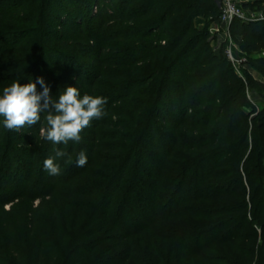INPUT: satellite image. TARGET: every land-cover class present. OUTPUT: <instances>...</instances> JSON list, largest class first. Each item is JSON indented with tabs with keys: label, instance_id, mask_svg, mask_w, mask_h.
<instances>
[{
	"label": "trees",
	"instance_id": "trees-1",
	"mask_svg": "<svg viewBox=\"0 0 264 264\" xmlns=\"http://www.w3.org/2000/svg\"><path fill=\"white\" fill-rule=\"evenodd\" d=\"M220 16L217 0H0V94L43 77L54 101L68 86L107 99L67 146L41 137L47 113L19 133L0 117V208L50 198L63 217L36 230L32 263L35 243L10 231L11 264H264V108L254 115L251 78L211 47ZM230 33L264 68V19ZM53 148L68 153L59 175L43 166ZM11 183L23 193L6 195ZM102 235L120 250L92 240Z\"/></svg>",
	"mask_w": 264,
	"mask_h": 264
},
{
	"label": "clouds",
	"instance_id": "clouds-1",
	"mask_svg": "<svg viewBox=\"0 0 264 264\" xmlns=\"http://www.w3.org/2000/svg\"><path fill=\"white\" fill-rule=\"evenodd\" d=\"M39 83L43 91H37ZM107 99L102 96L84 94L81 97L77 87L68 86L63 92H59L58 98L52 99L51 89L43 77L37 78L36 82L21 84L19 81L6 86L0 94V117H3V127L9 131L19 132L23 128H30L41 121L44 117L47 127L41 128L43 139L54 145L69 142L80 143L81 132L91 127V122L101 119L105 112ZM54 156L44 160V169L50 175H59L61 168L56 162L58 158L68 156L64 149L53 148ZM67 163H71L69 156ZM87 163L85 152L78 154L77 167H83Z\"/></svg>",
	"mask_w": 264,
	"mask_h": 264
},
{
	"label": "rangeland",
	"instance_id": "rangeland-1",
	"mask_svg": "<svg viewBox=\"0 0 264 264\" xmlns=\"http://www.w3.org/2000/svg\"><path fill=\"white\" fill-rule=\"evenodd\" d=\"M245 11L251 14V16H263V11H255V10H246L244 8L245 3L252 2L254 0H236ZM206 26L205 20L203 18L197 19L195 22V27L199 29H204ZM211 47L214 52H219L222 45L224 46L222 49L224 51V55L227 56V48L229 46V41L224 37L220 35H216L211 31L210 28V39ZM234 60L237 66L234 64L235 71L239 76H245L247 78V75L251 78L252 83L254 84V88L249 90L248 97L250 100L257 106V109L254 113L256 115L264 108V91L262 89V85L264 84V68H257L253 66L254 59L247 54L243 53L240 50L234 51ZM229 59V58H228ZM230 60V59H229ZM247 111H251V109H247ZM19 133V132H17ZM28 135L27 133H24L23 136ZM41 135V131H40ZM9 136L14 138V135L12 133L9 134ZM42 137V136H41ZM25 146H22V149H25ZM57 160L56 162L60 165L62 160ZM10 184V190L5 191L6 195H12L15 191V186L18 191V193L21 195L23 193L24 186L21 184ZM51 200L50 198H42L41 200L34 201L31 203V201L27 199H20V200H13L12 203H8L0 208V264H11L12 260H18L19 257L17 256V250L11 248L9 245L10 241H8V236L10 231H12V236H15L16 243L18 242H25L26 244H29V247L32 246L33 242L35 243L33 254H28L29 257L26 258L27 263H32L36 261L35 253L36 249L38 247H41L42 244L38 243L37 241V229L43 228L47 229L49 228L50 231H54V226L56 224L57 219L60 220L63 219L60 213H53V207L51 206ZM56 204V203H55ZM32 208V209H31ZM38 211L39 213L30 214V211ZM69 214V213H67ZM32 219V221H31ZM26 223H29V225L26 227ZM20 231V234H19ZM20 236H17V235ZM109 237H112L111 234L107 235ZM106 235L102 236H96L92 238V240L96 239H104V244L102 248L105 247H112L114 250L112 254L118 252L120 250V247L116 248L119 245V242L117 240H114L113 238H107ZM14 241V239H13ZM14 241V242H15ZM55 240L50 241L47 243V246L54 245ZM21 246V245H19ZM46 247V245L44 244ZM51 247V246H50ZM61 250V249H60ZM45 254L44 260H47L49 256L46 254V252H43ZM65 254V253H64ZM61 251V254L59 257H57V262H61L64 258V255ZM63 257V258H62ZM76 258H73V261H75ZM105 260V259H104Z\"/></svg>",
	"mask_w": 264,
	"mask_h": 264
},
{
	"label": "built area",
	"instance_id": "built-area-1",
	"mask_svg": "<svg viewBox=\"0 0 264 264\" xmlns=\"http://www.w3.org/2000/svg\"><path fill=\"white\" fill-rule=\"evenodd\" d=\"M220 9L221 16L218 23L214 24L211 27V31L220 36H224L229 41V46L227 48V56L230 61L236 65L234 60V51L240 50L232 39L230 33V26L235 20L249 21V19L261 18L264 19L263 16L255 17L251 16L250 13L245 11L243 7L236 0H217ZM260 57L264 59V51L261 52Z\"/></svg>",
	"mask_w": 264,
	"mask_h": 264
}]
</instances>
